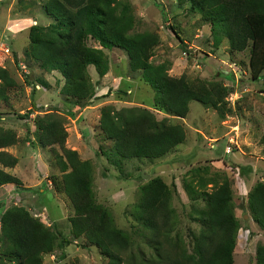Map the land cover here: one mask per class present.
Listing matches in <instances>:
<instances>
[{
	"label": "rangeland",
	"instance_id": "374dc122",
	"mask_svg": "<svg viewBox=\"0 0 264 264\" xmlns=\"http://www.w3.org/2000/svg\"><path fill=\"white\" fill-rule=\"evenodd\" d=\"M42 1L0 0V67L13 81L8 86L0 83L4 95L0 98V135L14 139L0 151L14 158L10 166H5L12 170L3 171L21 182L0 186L1 207L5 211L22 206L43 227L54 228L70 240L62 249L55 246L52 252L43 253L40 264H107L108 258L97 246L83 235L74 237L69 232L74 208L63 191L64 176L72 170L66 150L75 151L80 161L90 162L93 199L110 210L118 229L129 234L134 249L140 245L147 253L149 248L143 244L131 216L141 187L152 178H160L169 186L174 183L176 193L171 201L177 217L175 231L189 241L187 231L195 232L198 224L188 217L190 202L183 182L197 170L225 172L232 179L233 213L240 222L231 262L253 264L255 245H264V231L252 222L242 198H246L254 182H264V84L260 78L264 68L251 72L249 47L230 51L225 39L215 47L210 24L197 10L190 9L188 2L129 0L136 17L134 30L158 35L150 62H165L166 74L173 78L183 75L194 85L202 82L224 86L226 94L219 108L192 100L183 117L158 110L153 105V89L143 81L139 70H131L126 52L119 47L102 49L108 60L103 76L96 73L92 64L85 68L95 93L91 98L77 99L63 93L65 79L60 73L43 71L32 59L24 58L29 27L53 22L44 14ZM86 42L88 46L101 47L92 39L87 38ZM98 93V107L89 111L96 104L91 100ZM105 106L115 111L149 110L158 120L181 125L185 139L164 157L129 158L115 166L105 155L113 141L102 134L99 125ZM24 114L29 116L23 117ZM57 135H63L62 140L51 143ZM237 165H249L250 173L239 177ZM0 166L5 168L2 163ZM142 172L149 176L142 177ZM242 182L253 184L244 190L240 188ZM0 264L18 263L6 256L0 257Z\"/></svg>",
	"mask_w": 264,
	"mask_h": 264
},
{
	"label": "trees",
	"instance_id": "16d2710c",
	"mask_svg": "<svg viewBox=\"0 0 264 264\" xmlns=\"http://www.w3.org/2000/svg\"><path fill=\"white\" fill-rule=\"evenodd\" d=\"M182 1L188 2L189 8L197 10L210 24L215 47L221 39L227 41L230 51L249 47L251 72L258 73L264 68V0ZM130 5L129 0H43L41 8L53 22L29 27V45L24 58L32 59L43 71L60 73L65 79L62 91L68 97L88 99L95 91L85 68L92 64L96 73L103 76L108 60L102 49L119 47L126 52L131 70H139L143 81L153 89V105L158 110L183 117L192 100L219 108L226 94L224 86L218 83L208 86L202 82L194 85L183 75L173 78L166 74L165 62H150L158 35L134 30L136 17ZM87 38L101 47L88 46ZM260 78L264 84V75ZM0 83L13 84L1 67ZM2 93L0 87V98H4ZM99 125L102 134L113 141L105 155L115 166L129 158L164 157L185 139L181 125L167 124L142 108L115 111L109 106L102 107ZM57 137L51 143L60 142L63 135ZM13 141L0 135V148ZM65 152L72 170L64 176L63 191L74 208L69 232L74 237L83 235L97 246L108 258L107 264H232L235 232L240 222L233 213L232 179L225 172L205 171L204 174L197 170L183 182L190 202L188 217L198 224L195 232L187 231L189 241L175 231L177 217L171 201L176 193L174 183L169 186L160 178H152L141 187L131 216L138 225L143 244L149 248L147 253L140 245L134 249L129 234L118 229L110 210L93 199L90 162L80 161L75 151ZM5 158L9 160L4 162ZM12 162L14 158L1 150L0 163L5 167ZM235 168L239 177L251 171L249 165ZM6 183L21 182L0 168V186ZM245 200L252 222L264 231V182H254ZM0 243L3 244L0 257L7 256L18 264H40L43 253L52 252L55 246L62 249L70 240L54 228L43 227L24 207L12 206L4 211L0 204ZM253 264H264V245H255Z\"/></svg>",
	"mask_w": 264,
	"mask_h": 264
},
{
	"label": "crops",
	"instance_id": "0c3cea01",
	"mask_svg": "<svg viewBox=\"0 0 264 264\" xmlns=\"http://www.w3.org/2000/svg\"><path fill=\"white\" fill-rule=\"evenodd\" d=\"M99 94H100V93L96 94V98L91 100L92 102H96V104H94L95 106L92 105L91 108H88L89 111H91V110H93V109H96V108L98 107V102H97V101L99 100ZM89 107H90V106H89ZM83 111H84V110H83ZM0 168L3 169V170H6V171H8V170H12L11 168H8V167L3 168L2 166H0ZM250 184H251V183L245 184L244 182H242L240 188L246 190V189L249 188L253 183H252L251 185H250ZM8 185H9V184H6L5 186H8ZM5 186L2 185L1 187H2V188H5ZM28 188H32V187H28ZM40 190H42V189H40ZM15 194H16V193H15ZM244 199H245V196H244V198H242V201H245ZM0 204H2L1 200H0ZM258 230H260V229H258ZM261 231H262V230H261Z\"/></svg>",
	"mask_w": 264,
	"mask_h": 264
},
{
	"label": "water",
	"instance_id": "95a60500",
	"mask_svg": "<svg viewBox=\"0 0 264 264\" xmlns=\"http://www.w3.org/2000/svg\"><path fill=\"white\" fill-rule=\"evenodd\" d=\"M141 176L144 177V178H147L149 175L147 173H145V172H142Z\"/></svg>",
	"mask_w": 264,
	"mask_h": 264
}]
</instances>
